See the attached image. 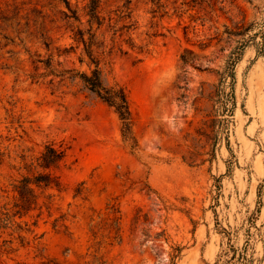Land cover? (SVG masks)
Segmentation results:
<instances>
[{"label":"rangeland","instance_id":"374dc122","mask_svg":"<svg viewBox=\"0 0 264 264\" xmlns=\"http://www.w3.org/2000/svg\"><path fill=\"white\" fill-rule=\"evenodd\" d=\"M88 2L0 0V206L21 155L66 151L0 264H264V0H100L99 26ZM78 29L129 137L82 89Z\"/></svg>","mask_w":264,"mask_h":264},{"label":"trees","instance_id":"16d2710c","mask_svg":"<svg viewBox=\"0 0 264 264\" xmlns=\"http://www.w3.org/2000/svg\"><path fill=\"white\" fill-rule=\"evenodd\" d=\"M100 0H89L86 7V15L89 17V23L101 24L99 17ZM68 6V3H66ZM69 18L77 20L76 11H71ZM75 39L82 42L85 46V52L94 68L90 73H80L78 78L82 89L95 95L98 99L112 107L122 123V133L124 137H129L131 130V112L129 108L128 97L125 89L117 83L108 84L102 71L98 66V61L92 56L90 47L93 44L95 33L89 34V41L84 38V33L80 29L74 35ZM71 49V48H70ZM77 76L73 75L71 79ZM7 156L0 147V164ZM23 162V169L26 174L14 181L12 187H9L6 196L8 199L0 206V232L10 230V235L16 234L20 244L23 245L24 236L22 224L27 225L23 218L31 211L41 210L39 203L40 197L43 196V204L48 209V204L53 196L48 191L61 192V184L57 176L52 174V169L60 167L65 162L66 151L62 147H57L53 143H46L38 155L33 156L30 161H26L23 155L20 156ZM80 191H76L74 197L78 196ZM9 195V194H8ZM11 199V200H10ZM41 211L38 213V217ZM16 218L21 219L20 222ZM29 230L28 228L25 229Z\"/></svg>","mask_w":264,"mask_h":264}]
</instances>
